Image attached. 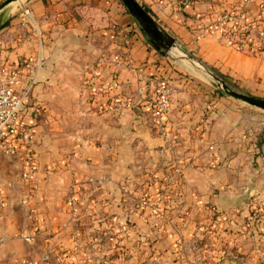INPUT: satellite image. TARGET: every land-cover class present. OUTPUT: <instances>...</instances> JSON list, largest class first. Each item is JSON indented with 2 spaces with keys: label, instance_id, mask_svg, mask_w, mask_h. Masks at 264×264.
I'll return each mask as SVG.
<instances>
[{
  "label": "crops",
  "instance_id": "obj_1",
  "mask_svg": "<svg viewBox=\"0 0 264 264\" xmlns=\"http://www.w3.org/2000/svg\"><path fill=\"white\" fill-rule=\"evenodd\" d=\"M4 1L0 0V5ZM136 1L161 31L187 43L189 49L208 58L209 64H215L213 67L219 66L228 76L241 81L247 95L264 99L263 59L237 52L214 32L204 29L205 36H197L199 27L205 23L206 15L212 9L211 0ZM235 1L227 0L228 3ZM260 5L264 6V0H253L247 6L246 15L242 17L244 23L258 18ZM24 6L30 10L32 21L29 25L20 24L19 15ZM198 14V18H206L199 21L195 18ZM0 17V62L13 65L18 60L35 61L39 68L34 85L45 74L42 61L46 56L47 46L44 43L48 30L54 28V31H60L66 37V47L72 54L90 56L98 53L103 44L120 41L118 36L121 32H117L118 27L114 29L113 26L127 24L129 19L121 14L120 7L114 5L113 0H20L1 9ZM132 52L140 60L150 62L155 59L137 40ZM161 68L160 63L148 64L142 71L154 75L160 72V76L165 71L169 73V69L161 71ZM110 71L118 75L120 82L127 78V82L132 81L130 89H133V81L138 75L120 67H113ZM26 75L20 81L22 85L15 87L17 90L25 84ZM192 77L171 81L177 93L171 99L165 117L168 138L161 136L148 122L152 100V82H149L146 99L141 101L139 108L137 98H130L129 109L110 113L115 122H109L114 127L113 131L107 133L108 129L102 127L105 139L107 136L109 139L89 148L86 147L90 143L83 144L82 150L87 153H83L81 158L74 157L66 167L57 163L55 168L59 169V173H54V179H38L39 190L34 197L38 206L34 229L41 228L51 235L50 238L44 240L31 235L24 214L8 207L17 199L10 195L12 186L16 187L15 181L0 179V201L5 207L0 208V264H46L43 259L45 255L41 256V253L48 247L47 244L70 246L68 235L74 216L66 200L67 190L78 192L85 189L92 194L89 196H98L99 201L116 200L119 196L118 185L125 177L136 173L133 179H149L144 172L154 170L157 171L155 175L161 177L172 166L179 167L185 179L181 198L188 201V205L192 203L194 208L190 206L195 212L202 214V210L208 207L217 212V231L230 234L245 229L247 209L252 211L260 205L264 209V130L259 143L253 142L251 134L247 136L243 132L251 121L263 117L254 115L251 109L222 95L209 81ZM120 82L118 91L123 90L122 84H125ZM34 91L35 86L25 101V117L30 126L36 157L39 128L36 116L39 112H35L37 101H34ZM106 101L104 95L100 103L105 105ZM139 109L145 113L141 114V119ZM107 114L103 112L104 120ZM103 126L107 127L106 122ZM107 204L115 207L112 202H103L99 204L100 212L107 211ZM114 211H118L117 208L109 212ZM136 222L142 229H147L141 220ZM17 233H27L28 236L21 238ZM228 243L231 246L230 240ZM153 245L161 250L166 264H176L170 238H157ZM116 257H109L108 264H152L147 257L135 255L125 261H119Z\"/></svg>",
  "mask_w": 264,
  "mask_h": 264
},
{
  "label": "rangeland",
  "instance_id": "obj_2",
  "mask_svg": "<svg viewBox=\"0 0 264 264\" xmlns=\"http://www.w3.org/2000/svg\"><path fill=\"white\" fill-rule=\"evenodd\" d=\"M113 2L120 7L121 14H125L129 19L127 24L113 26L114 29L118 27L117 32H121L118 36L120 41L103 44L102 49L95 55L72 54L66 47V37L61 35L60 31H54L53 28L46 33L47 39L44 44L47 50L45 60L42 61L45 74L36 85L33 84L36 96L34 101H37L36 107L40 113L38 115L37 112L36 116L39 128L36 173L33 178L36 179L35 184L22 180L19 161L0 153V179H12L16 184V187L12 186L10 195L17 199L8 207L16 212L20 210L24 214L33 237L37 236L44 240L51 237L41 228L34 229L37 216L29 214L30 209L38 207L34 198L39 190L38 179H54V173H59V169L55 168L57 163L66 167L74 157L81 158L83 153H87L82 150L83 144L90 143L86 147L89 148L109 139L108 136L105 139L102 127L108 129L107 133L113 131L114 127L112 124L109 125V122H115L111 119L110 113L129 109L130 98H137L139 108L146 94L147 83L152 82L153 87L156 80L163 75L170 82L176 79H190L192 76L209 81L222 95L251 109L254 115L263 117L251 121L248 129L244 130V135L251 134L253 142L259 143L264 130V110L229 97L212 76L218 77L229 89L247 95L241 81L228 76L219 66L213 67L215 64H209L208 58L197 55L195 50L189 49L187 43L171 38L164 31L174 45L160 53L139 29L121 1ZM247 6H241L240 0L233 3H228L227 0H211L212 9L207 13L205 23L199 27L200 32L197 36H205L204 28L227 13L232 18L220 25L224 30L211 32L219 35L237 52L264 60V51H248L242 47V37L238 36L242 27L248 24L243 22L244 18L242 19L246 15ZM199 14L201 16L203 12ZM199 14L196 15V19ZM206 17H200L198 20ZM250 22H259V18ZM136 40L147 48L155 59L147 62V59L140 60L138 56H134L132 48ZM147 63L150 65L160 63L161 71L165 68L169 69V73L165 71L162 76L160 72L155 75L151 72L143 73L142 70ZM113 67L127 69L131 74L138 75L133 81L132 90L130 89L132 81L127 82V78L120 82L118 75L110 71ZM119 82L125 83L122 84L124 88L121 91H118ZM104 95L107 97L105 105L100 103ZM103 112H108L106 120L102 117ZM138 112L141 119L143 116L141 114L145 113L141 112V109ZM104 122L107 124L106 128L103 126ZM76 166L80 170V167ZM162 166L163 164L159 170ZM165 168L166 166L163 167V172ZM170 171L169 169L161 177L155 175L157 173L155 170L145 171L144 174L148 175L149 179H133L136 173L131 177H125L118 185L119 196L116 200L113 198L99 201L98 196L97 198L89 196L92 194L85 189L82 191L79 189L78 192L74 190V200L68 204L74 216L68 235L70 246L54 247V243L47 244L48 247L41 253V256L46 255L48 258L45 260L46 264L56 262L64 264L68 260H72L68 264H108L109 257L115 255L119 261L128 260L136 255L149 258L152 264H166L161 250L154 248L153 245L157 238L160 240L163 237L172 240V256L176 264H264V220L260 215L262 205L252 211L247 209L248 213L244 217L245 229L230 234L222 233V230L216 229L217 212L211 207L202 210V214L195 212L193 204H190L192 208L188 201L181 198L184 176H181L180 183L178 179H171V182L167 178L171 176ZM68 195L69 190L66 195L67 203ZM103 202L114 203V208L118 211L109 212L114 208L107 204V211L100 212L99 204ZM1 203L2 201L0 208L3 207ZM138 219L147 225L146 230L137 224ZM17 234L21 238L28 236L27 233Z\"/></svg>",
  "mask_w": 264,
  "mask_h": 264
},
{
  "label": "built area",
  "instance_id": "obj_3",
  "mask_svg": "<svg viewBox=\"0 0 264 264\" xmlns=\"http://www.w3.org/2000/svg\"><path fill=\"white\" fill-rule=\"evenodd\" d=\"M163 2L165 0H157ZM253 0H240L241 6L249 5ZM227 13L215 22L208 24L204 29L206 31H223L224 28L220 25L231 20ZM259 22L251 23L242 27V31L238 36H241L242 47L248 51H264V6L258 8ZM20 24L29 25L32 21L30 10L28 7H23L20 15ZM228 30V29H227ZM238 30H240L238 28ZM116 58H114L115 60ZM18 62V63H17ZM13 65L7 62H0V153L12 160L19 161L21 172L20 176L23 181L35 184L36 157L33 143L31 140V130L29 123L26 121L25 101L31 94V89L35 83L38 64L30 59L17 61ZM27 72V75H26ZM26 75V82L20 90L15 87L22 85L21 79ZM177 93V88L165 78L160 77L156 80L152 87V100L149 106L148 122L155 127L157 132L168 138L169 131L166 125L165 117L168 113L171 99ZM35 112L38 108L35 107ZM171 176L168 179H178L182 176L181 169L177 166H172ZM172 182V181H171ZM177 182V181H176ZM32 195H28L30 197ZM69 203L74 200V193L69 189ZM1 205L4 203L2 201ZM261 219L264 220V209L260 210ZM29 214H36V209H30ZM44 260L48 259L45 255Z\"/></svg>",
  "mask_w": 264,
  "mask_h": 264
},
{
  "label": "water",
  "instance_id": "obj_4",
  "mask_svg": "<svg viewBox=\"0 0 264 264\" xmlns=\"http://www.w3.org/2000/svg\"><path fill=\"white\" fill-rule=\"evenodd\" d=\"M20 0H5L0 5V10L3 9L10 3L17 2ZM123 6L126 8L129 15L132 17L134 22L138 25L139 29L147 37L151 45L157 49L160 53L164 50L172 47L173 41L163 31L159 29L152 17L139 5L136 0H120ZM1 22V17H0ZM219 84L222 90L231 98L243 102L249 106H253L264 110V99L239 93L237 91L229 89V87L221 81L218 77L212 76Z\"/></svg>",
  "mask_w": 264,
  "mask_h": 264
}]
</instances>
